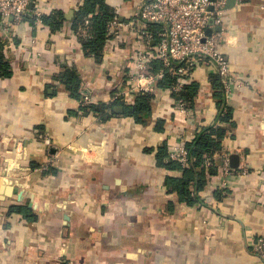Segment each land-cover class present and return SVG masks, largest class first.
<instances>
[{
    "label": "crops",
    "instance_id": "crops-1",
    "mask_svg": "<svg viewBox=\"0 0 264 264\" xmlns=\"http://www.w3.org/2000/svg\"><path fill=\"white\" fill-rule=\"evenodd\" d=\"M41 1L45 14L75 13L81 2ZM121 4L130 20L133 0ZM228 9L222 49L246 86L232 94L234 123H223L228 133L212 156L218 171L193 205L169 192L166 176L181 172L159 167L150 148L216 121L213 65L190 76L199 84L191 117L160 89L147 125L122 115L103 121L79 110L58 75L78 66L97 101L109 102V81L131 69L134 41L97 61L69 21L58 32L38 21L0 25L14 68L0 77V264H264L253 246L264 233V0Z\"/></svg>",
    "mask_w": 264,
    "mask_h": 264
},
{
    "label": "built area",
    "instance_id": "built-area-1",
    "mask_svg": "<svg viewBox=\"0 0 264 264\" xmlns=\"http://www.w3.org/2000/svg\"><path fill=\"white\" fill-rule=\"evenodd\" d=\"M31 2L32 0H0V25L23 22L31 12L36 21L43 23L45 5L41 0H34L35 10L32 11ZM121 2L114 5L117 17L108 24L104 55L110 59L117 56L118 43L132 40V65L128 72L121 73L119 78L113 76L109 81L116 85V91L109 102L121 99L125 103H132L140 94L156 93L159 81L170 74L179 79L175 83L166 84L163 89L172 94L181 112L191 117L194 108L180 93L193 70L202 64L213 65L216 73L222 77L228 104L234 91L246 86L234 74L230 60L222 49L221 30L215 29L217 26L224 27L228 18V0H133L134 12L130 20L121 18ZM211 6L214 7L213 10L210 9ZM211 17L214 18V24L210 22ZM158 25L160 28H156ZM209 28L214 29L211 34H208ZM153 32L156 33L155 36ZM76 33L79 37L90 36L86 26ZM157 60L162 62V66L154 71L152 63ZM82 96L84 103L97 101L93 90L84 83ZM43 139L47 147L52 146L49 138ZM186 140L187 137L184 136L178 143L169 144L171 158L181 162L183 166L189 165ZM226 163L228 164V158ZM49 166L45 164L42 169L47 170ZM253 246L256 254L264 261V233L257 237Z\"/></svg>",
    "mask_w": 264,
    "mask_h": 264
},
{
    "label": "trees",
    "instance_id": "trees-1",
    "mask_svg": "<svg viewBox=\"0 0 264 264\" xmlns=\"http://www.w3.org/2000/svg\"><path fill=\"white\" fill-rule=\"evenodd\" d=\"M34 10L35 7L32 11ZM115 17H117L115 8L108 0H81L71 19H68L67 13L60 9L54 10L49 14H43L42 19L43 23L54 32L62 30L68 21L71 22V28L74 31L79 30L81 27H88L90 36L79 37L81 48L86 55L94 56L97 61H101L108 38V24ZM25 20L34 24L36 18L27 15ZM158 27L160 28L159 25L156 28ZM153 33L155 36L156 33ZM5 49L6 44L2 34H0V77H11L14 75V68L12 60ZM161 66V61L157 60L152 63L154 71H157ZM58 76L60 81L65 84L70 96L79 101V110L82 113H94L103 121L110 119L112 116L122 115L141 125H147L154 117L155 101L159 90L163 89L166 84L175 83L179 79L177 76L167 74L165 78L159 81L156 93L140 94L132 103H125L121 99L113 102L93 101L84 103L82 96L84 79L78 66H68ZM211 82L212 87L216 89L214 93L218 97V114L213 124L201 127L194 138L186 140L185 145L189 151V165L183 166L181 162L171 158L168 141H165L155 149L150 148V151H154L156 164L159 167L181 172L167 175L165 186L169 192L174 193L178 197L179 202L190 205L201 201L200 192L207 186L210 177L218 171V164L212 159V156L222 150L223 139L228 133L229 127L223 125V123H234L233 109L226 101L220 74L212 73ZM198 91L199 84L190 77L180 95L194 108L195 96ZM118 105L124 106L122 112L116 111L115 108ZM164 123L165 120L159 118L156 130H163ZM175 204L174 200L170 202L171 207L175 206ZM12 210L30 212V209L23 207H14Z\"/></svg>",
    "mask_w": 264,
    "mask_h": 264
},
{
    "label": "water",
    "instance_id": "water-1",
    "mask_svg": "<svg viewBox=\"0 0 264 264\" xmlns=\"http://www.w3.org/2000/svg\"><path fill=\"white\" fill-rule=\"evenodd\" d=\"M236 1L237 0H228V7L234 6L236 4ZM33 7H34V0H32V2L30 4V8H33ZM213 8H214L213 6L210 7L211 10H213ZM73 15H74V10H70V12L67 14V18L68 19H71L73 17ZM210 22H211V24H214V18L213 17H211ZM215 29L216 30H221L222 29V26H217ZM213 31H214L213 28H209L208 29V34H211ZM115 109L118 112H122L123 109H124V106L123 105H118V106H116Z\"/></svg>",
    "mask_w": 264,
    "mask_h": 264
}]
</instances>
